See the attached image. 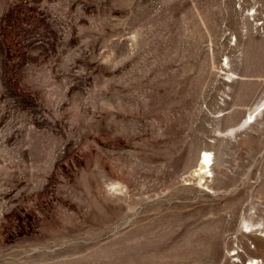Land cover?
Listing matches in <instances>:
<instances>
[{
    "label": "rangeland",
    "instance_id": "rangeland-1",
    "mask_svg": "<svg viewBox=\"0 0 264 264\" xmlns=\"http://www.w3.org/2000/svg\"><path fill=\"white\" fill-rule=\"evenodd\" d=\"M254 261L264 0H0V264Z\"/></svg>",
    "mask_w": 264,
    "mask_h": 264
},
{
    "label": "bare ground",
    "instance_id": "bare-ground-1",
    "mask_svg": "<svg viewBox=\"0 0 264 264\" xmlns=\"http://www.w3.org/2000/svg\"><path fill=\"white\" fill-rule=\"evenodd\" d=\"M209 157H210V153H208L207 151L206 152H202V154L200 156L201 162H200V165H199L200 166L199 167V172H198L199 174L200 173L201 174H206V173H208L210 171V169H206V167H209V168L211 167V165L207 164L210 161ZM254 263L257 264L258 262L257 261H254Z\"/></svg>",
    "mask_w": 264,
    "mask_h": 264
}]
</instances>
